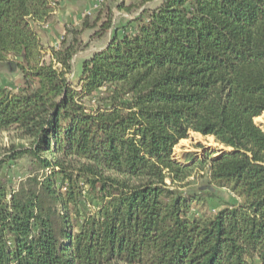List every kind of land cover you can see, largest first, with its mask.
<instances>
[{
    "label": "trees",
    "instance_id": "obj_1",
    "mask_svg": "<svg viewBox=\"0 0 264 264\" xmlns=\"http://www.w3.org/2000/svg\"><path fill=\"white\" fill-rule=\"evenodd\" d=\"M62 1L0 0V62L22 74L0 133L27 142L0 155V264H264V0H162L132 31L114 26L127 0H103L45 46ZM95 28L113 36L74 85ZM191 132L224 150L179 162Z\"/></svg>",
    "mask_w": 264,
    "mask_h": 264
},
{
    "label": "rangeland",
    "instance_id": "obj_2",
    "mask_svg": "<svg viewBox=\"0 0 264 264\" xmlns=\"http://www.w3.org/2000/svg\"><path fill=\"white\" fill-rule=\"evenodd\" d=\"M65 1V0H64ZM82 1V3H80ZM93 1L98 2L96 5H93ZM80 0L78 7H75V11H77L75 17L71 20V23L66 22V17L64 15H60L61 21L57 20V10L55 12L54 21L58 23L57 31L60 33V41L64 35V25L70 24L74 26H81L83 19L86 15H91V20H94L97 16L98 9L100 7L99 0ZM162 0H127L126 7L129 10L120 11L116 8H113L114 14V26L115 27H123L127 26L129 31H132L134 23H130L133 18L139 16V14L147 9H153L158 7L161 4ZM76 2V1H75ZM92 3V4H91ZM69 4H75L70 3ZM114 7V6H113ZM52 20V21H53ZM99 29L95 28L89 31H86L83 35V39L87 44L86 48L82 50L73 61V72L70 76L71 81L74 85H77L79 82V78L82 73L83 62L92 56L97 51L104 49L109 43L111 37L113 36V30H110L107 33L102 35H96ZM51 35H56L53 31L50 33ZM122 34V32H120ZM41 39V38H40ZM41 42L43 43L42 39ZM43 43L45 46H49L46 41ZM60 42L56 45H58ZM22 74L19 71H11L10 66L6 62H0V87L7 88L11 90L17 91L22 84ZM94 104L93 102H90ZM256 122L259 125L264 126V113L256 118ZM27 142L19 138V135L15 131H5L0 133V155L5 154L7 151L19 146L26 145ZM224 150V147L215 142L213 136H204L199 133L191 132L187 138L181 140L179 144H177L173 149V156L179 162L183 163L186 161L187 155H193L195 159L204 158V155L208 152L209 155L214 153H218ZM29 166V161L27 159H23L19 164L13 166H7L4 169V174L8 176V179L12 181L13 184L17 185L19 180L25 176L27 167ZM192 185L189 187L190 190L194 192H204V190L208 189L209 181L208 178L202 177V175H198L195 179L192 178ZM223 201L229 203H236L237 200L230 194L227 190H218L216 191ZM219 201L215 200L214 205L209 204V209L213 213L216 212L219 208Z\"/></svg>",
    "mask_w": 264,
    "mask_h": 264
},
{
    "label": "crops",
    "instance_id": "obj_3",
    "mask_svg": "<svg viewBox=\"0 0 264 264\" xmlns=\"http://www.w3.org/2000/svg\"><path fill=\"white\" fill-rule=\"evenodd\" d=\"M76 1V2H75ZM91 2L93 0H90ZM70 3H75V4H69ZM80 0H65L62 1V3L59 5L58 10L56 12L57 14V20L61 21L60 19V15H64L66 18V22L67 23H71V20L73 19V17H75L77 11H75V7H78L77 5L79 4ZM82 3V1L80 2ZM98 2L93 1V5H96ZM92 4V3H91ZM58 28V23L53 21H50L49 23L41 26L38 28V34L40 36V38L42 39L43 43H45L44 41H46L48 44H50L51 46H56L59 42H60V33L57 31ZM56 33V35H51V32Z\"/></svg>",
    "mask_w": 264,
    "mask_h": 264
},
{
    "label": "built area",
    "instance_id": "obj_4",
    "mask_svg": "<svg viewBox=\"0 0 264 264\" xmlns=\"http://www.w3.org/2000/svg\"><path fill=\"white\" fill-rule=\"evenodd\" d=\"M103 0H99V2L101 3Z\"/></svg>",
    "mask_w": 264,
    "mask_h": 264
},
{
    "label": "bare ground",
    "instance_id": "obj_5",
    "mask_svg": "<svg viewBox=\"0 0 264 264\" xmlns=\"http://www.w3.org/2000/svg\"><path fill=\"white\" fill-rule=\"evenodd\" d=\"M259 118V117H258Z\"/></svg>",
    "mask_w": 264,
    "mask_h": 264
}]
</instances>
